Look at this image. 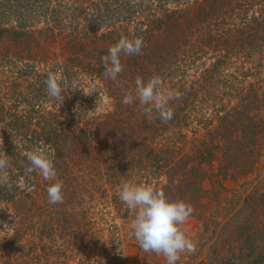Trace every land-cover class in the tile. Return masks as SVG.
<instances>
[{
  "label": "trees",
  "instance_id": "obj_1",
  "mask_svg": "<svg viewBox=\"0 0 264 264\" xmlns=\"http://www.w3.org/2000/svg\"><path fill=\"white\" fill-rule=\"evenodd\" d=\"M121 37L144 46L121 56L114 81L101 57ZM255 72H264V0H0V155L9 160L0 172V264H59L52 256L70 247H98L88 202L107 200L133 221L119 199L123 182L191 204L215 238L212 264H222V243L234 256L256 204L245 187L238 215L222 193L256 172L264 149V77L250 81ZM49 76L61 83L59 100L48 95ZM138 77L161 79L171 120L122 102ZM196 124L208 132L186 150ZM36 149L53 161L62 203L50 204L49 182L27 171ZM207 196L216 206L209 213ZM107 253L126 264L115 241Z\"/></svg>",
  "mask_w": 264,
  "mask_h": 264
},
{
  "label": "clouds",
  "instance_id": "obj_2",
  "mask_svg": "<svg viewBox=\"0 0 264 264\" xmlns=\"http://www.w3.org/2000/svg\"><path fill=\"white\" fill-rule=\"evenodd\" d=\"M143 46L142 38L121 37L108 49L107 55L101 57L105 66V77L115 81L123 71L121 56L139 54ZM46 85L51 98L61 99L63 88L55 76H49ZM137 101L142 106H149L147 110H156L159 118L164 122L171 120L174 115L169 107V97L162 91V81L159 77H153L147 81L138 77L135 80L134 92H126L122 102L132 105ZM27 159L29 161L27 171L29 173L35 171L49 182L48 202L50 204L62 203L63 184L57 178L53 161L39 149L31 151ZM8 167L7 156L0 155V172ZM119 199L135 213L132 231L145 253L153 252L162 255L166 264H177L181 254L196 252V242L181 228L194 212L191 204L184 200H169L163 191L154 189L150 185H134L128 182L121 184Z\"/></svg>",
  "mask_w": 264,
  "mask_h": 264
},
{
  "label": "rangeland",
  "instance_id": "obj_3",
  "mask_svg": "<svg viewBox=\"0 0 264 264\" xmlns=\"http://www.w3.org/2000/svg\"><path fill=\"white\" fill-rule=\"evenodd\" d=\"M250 67H252L250 64H246L242 68V71H248ZM229 70L232 71L233 68ZM262 77H264V72L260 74L255 72V75L249 76L248 79L255 81ZM108 101V98L105 97L104 102L97 108V111L104 112L109 105ZM208 112L210 115L213 113L212 109H208ZM195 127L198 130L196 134L192 130L188 132L187 139L185 140L186 150H190L194 143H196V140L208 132V128L206 129L204 126L196 124ZM205 185L206 188H211V181L207 180ZM230 186H234L236 190L222 193V198L229 197V202L225 204L226 206H229L230 203H235L234 208L238 211V215L246 212L241 209L244 205L241 195L245 187H249L248 192H252V202L255 201L253 203L256 204V209L254 217L250 220V225L243 228L245 231L237 234L236 246L239 245L240 247L236 249L234 256L229 252L226 244L222 243V248L220 249L222 264H264V149L260 155L256 172L249 179L241 181L240 184L231 182ZM87 208L90 211V218L94 222V227L98 231V236L101 238L99 246H92L86 254L77 252V250H73L70 247L66 257L57 259L55 256H52V260H58L59 264H65V262L67 264H88L89 262L90 264H118V262H112L111 259L113 256L107 253L108 248L115 241V244L119 245V250L122 252V259L126 264H166V260L162 255L153 252L145 253L140 248L139 243L133 235V221L120 218L114 210V207L107 200L98 197L96 200L88 202ZM204 208L207 209L208 213L216 209L215 204L209 196L204 198ZM222 216L224 217L223 213ZM243 222L240 220V223H237L239 225L236 231L238 229L239 231L241 230ZM4 224V227L10 226L8 220L4 221ZM250 227L251 230L249 231L248 229ZM181 228L196 242L197 249L194 254H181V258L177 264H212L214 261L211 258V251H213L212 244L215 242L212 234L204 233L201 222L193 216ZM227 229H232V226L229 225ZM114 237H117V239L114 240ZM222 238L224 239L225 237ZM62 243L63 240H59L58 244ZM67 246L68 244L65 243L64 247L68 248ZM89 256L92 257L90 261L85 258ZM43 262L45 263V260Z\"/></svg>",
  "mask_w": 264,
  "mask_h": 264
}]
</instances>
